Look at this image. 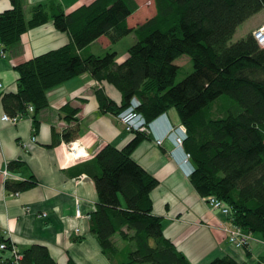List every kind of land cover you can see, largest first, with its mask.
Segmentation results:
<instances>
[{
  "label": "trees",
  "instance_id": "obj_1",
  "mask_svg": "<svg viewBox=\"0 0 264 264\" xmlns=\"http://www.w3.org/2000/svg\"><path fill=\"white\" fill-rule=\"evenodd\" d=\"M10 2L0 11L2 49L17 45L23 32L49 19L70 40L14 64L16 90L1 95L5 113L24 115L32 105L36 125V113L48 104L47 91L83 72L121 94L118 104L97 87L102 112L117 116L137 96L138 110L150 123L173 107L187 131L184 148L194 167L189 175L194 188L222 199L230 207L228 218L264 241V46L252 31L232 40L237 25L264 8V0H154L155 13L134 26L127 17L138 8L136 0H92L70 12L59 0H45L31 7L29 18L23 0ZM130 32L135 41L121 61L115 50L80 52L101 35L115 43ZM183 53L192 70L176 81L174 60ZM76 111L71 107L68 121L76 120ZM133 133L124 146L106 143L93 157L89 175L97 201L89 214L90 231L111 264H194L164 234L163 219L153 212L150 191L158 179L131 155L149 133ZM62 135L71 141L77 126ZM21 165V160L7 163L12 170ZM36 183L34 176L6 179L5 187L15 193ZM21 253V264H56L43 244ZM205 264L238 263L223 255Z\"/></svg>",
  "mask_w": 264,
  "mask_h": 264
},
{
  "label": "crops",
  "instance_id": "obj_2",
  "mask_svg": "<svg viewBox=\"0 0 264 264\" xmlns=\"http://www.w3.org/2000/svg\"><path fill=\"white\" fill-rule=\"evenodd\" d=\"M43 1L23 0L26 18L31 15V7ZM59 1L65 12H70L92 0ZM10 6V0H0V11ZM154 13L143 16L138 6L127 17V24L134 26ZM263 22L254 25L250 31ZM69 40V34L56 29L49 19L28 28L12 48L2 49L0 45V236L14 243L21 252L32 244H43L56 264H68L69 259L76 264H111L90 231L89 214L95 207L97 193L89 171L94 167V155L103 145L112 143L122 147L134 135L124 129L115 114L102 112L99 108L95 89L101 87L119 104L121 94L118 89L83 72L47 91L48 104L36 113V125L31 112L15 123L1 117L5 113L1 95L16 90L18 72L14 64ZM116 45L101 35L80 52L103 54L115 50L116 60L121 61L128 47L118 56ZM71 107L77 109L73 114L76 120L68 121L65 115L71 113ZM179 121L176 109L168 108L165 116L160 114L150 121L149 137L140 141L131 153L158 179L150 197L153 212L163 219L164 234L194 264H205L223 255L233 257L238 264H264V241L254 233L250 243L243 248L231 244L221 228L225 217L203 201L186 174L189 166L181 154H171L173 143L167 136L168 123ZM75 126L77 135L72 140L77 142L78 148L71 150L70 141L62 134L65 128ZM157 136L162 138L159 145L154 142ZM10 160H21L23 165L8 169ZM4 170L8 171L7 175ZM30 176H34L37 183L17 194L5 187L6 179L21 180ZM77 208L80 217L75 216ZM43 211L46 215H41ZM9 256L8 251L0 250V264H7Z\"/></svg>",
  "mask_w": 264,
  "mask_h": 264
},
{
  "label": "built area",
  "instance_id": "obj_3",
  "mask_svg": "<svg viewBox=\"0 0 264 264\" xmlns=\"http://www.w3.org/2000/svg\"><path fill=\"white\" fill-rule=\"evenodd\" d=\"M252 34L258 44L264 46V24H261L252 29ZM139 104V98L137 96H132L129 100V104L117 113L118 120L123 125L124 129L129 132L144 130L148 131L149 129V123L146 121L145 115L140 110H138ZM32 111L33 106L29 105L28 112ZM160 114L164 116L166 115L165 112H162ZM21 116L22 115L20 114L8 115L7 113H3L1 117L5 121L15 123L19 120ZM167 136L171 139L173 143V149L171 150V154L175 156L178 152L181 154L182 159L185 163H190L191 167L186 173L187 175H190L194 167L190 161V153L184 148V140L187 137V131L185 126L181 123L169 122ZM32 139H35V136H33ZM154 142L155 144L159 145L162 142V138L160 136H157ZM68 145L71 150H76L78 148V144L74 140H71ZM4 174L7 175L8 171L4 170ZM17 193L18 192H15V194ZM202 199L206 204H208L212 208L219 210L221 214L225 217V220L221 223V228L231 244H233L235 247L243 248L250 243V241L252 240V234L243 230L241 227L233 223V221L228 218V216L230 215V207L222 199L212 194L204 195L202 196ZM41 215H46V212H41ZM75 216H81V212L78 208L76 210ZM75 230L78 231L79 228L76 227ZM0 250H5L9 252V264H21L22 253L10 240L6 241L0 239Z\"/></svg>",
  "mask_w": 264,
  "mask_h": 264
},
{
  "label": "rangeland",
  "instance_id": "obj_4",
  "mask_svg": "<svg viewBox=\"0 0 264 264\" xmlns=\"http://www.w3.org/2000/svg\"><path fill=\"white\" fill-rule=\"evenodd\" d=\"M136 1L138 3L139 10H141V13L143 14V16L147 15L149 12H152V11L155 12L156 11L154 0H136ZM138 18H140V16ZM261 21H264V8L260 9L256 13H254L251 16H249L248 18H246L240 24H238L236 29H235V32L232 36V39L236 40L242 36H245L254 25L260 23ZM261 24H264V22ZM134 41H135V36L133 35V33H131L129 35H125L124 37L119 39L116 43H114V44H117L116 46L118 47V56L122 55V53H124L125 49ZM97 48H99V47H97ZM174 62L179 65V69L177 71V75L175 78L176 81L183 78L186 74H188L192 70V62L190 60V57H189V55H187L185 53H183V54L179 55L177 58H175ZM186 163L188 164V166L190 168L191 167L190 163L189 162H186ZM201 197H202V195H201ZM210 208H212V207L210 206ZM212 209H214V208H212Z\"/></svg>",
  "mask_w": 264,
  "mask_h": 264
},
{
  "label": "bare ground",
  "instance_id": "obj_5",
  "mask_svg": "<svg viewBox=\"0 0 264 264\" xmlns=\"http://www.w3.org/2000/svg\"><path fill=\"white\" fill-rule=\"evenodd\" d=\"M185 163V162H184Z\"/></svg>",
  "mask_w": 264,
  "mask_h": 264
}]
</instances>
